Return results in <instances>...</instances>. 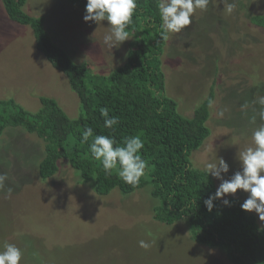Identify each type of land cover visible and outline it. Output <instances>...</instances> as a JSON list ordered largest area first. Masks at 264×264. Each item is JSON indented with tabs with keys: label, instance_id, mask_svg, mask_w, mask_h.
<instances>
[{
	"label": "rangeland",
	"instance_id": "374dc122",
	"mask_svg": "<svg viewBox=\"0 0 264 264\" xmlns=\"http://www.w3.org/2000/svg\"><path fill=\"white\" fill-rule=\"evenodd\" d=\"M209 0L180 33H169L162 55L165 94L178 111L192 117L214 84L207 126L211 134L192 151L194 168L223 158L230 166L225 179L242 170L239 154L253 146L251 134L260 119L258 98L264 96V29L250 16L264 14V0ZM25 11L44 16L56 44L75 63L86 62L94 74H109L127 60L133 36L113 48L104 43L108 22H85V8L68 0H27ZM41 96L56 99L71 120L80 100L64 72L52 66L36 47L30 26L12 21L0 0V100L15 99L28 112L42 107ZM223 111L224 115L219 113ZM255 117L256 122H252ZM45 142L23 126H8L0 136V250L5 242L22 250L21 264H234L220 248L197 242L186 220H154L159 203L151 185L123 194L118 189L97 194L94 178L80 182L67 160L47 180L39 175ZM216 189L221 183L214 178ZM8 188L12 189L8 194ZM248 194H236L243 202ZM260 227L264 222L259 220ZM150 244L141 248L139 241Z\"/></svg>",
	"mask_w": 264,
	"mask_h": 264
},
{
	"label": "trees",
	"instance_id": "16d2710c",
	"mask_svg": "<svg viewBox=\"0 0 264 264\" xmlns=\"http://www.w3.org/2000/svg\"><path fill=\"white\" fill-rule=\"evenodd\" d=\"M85 8L87 0H68ZM27 0H2L8 17L30 26L36 47L52 66L69 79L80 100V114L71 120L52 97L41 96L42 107L28 112L13 98L0 100V136L8 126H23L45 142L39 175L47 180L67 160L80 175V182L94 178V191L108 195L118 189L130 194L151 185L150 194L159 203L153 218L165 224L188 223L192 237L209 248L222 249L234 264H264V227L257 217L241 209L243 201L230 197V205L219 199L209 212L203 201L216 191V184L206 170L194 168L190 156L211 134L207 121L213 103L214 84L205 99L194 109L192 117L178 111L177 102L165 94L166 79L162 55L167 40L160 36L159 0H137V8L128 27L133 36L127 60L109 74H94L86 62L75 63L69 52L56 44L45 27L44 16L25 11ZM252 25L264 29V14L250 16ZM119 123L104 127L100 109ZM93 129V136L107 135L121 143L123 138L139 136L144 143L140 155L148 168L135 187L124 183L116 169L106 175L99 162L90 155L89 145L82 143V132ZM116 145H114L115 147ZM119 167V165H117Z\"/></svg>",
	"mask_w": 264,
	"mask_h": 264
},
{
	"label": "clouds",
	"instance_id": "9594fccd",
	"mask_svg": "<svg viewBox=\"0 0 264 264\" xmlns=\"http://www.w3.org/2000/svg\"><path fill=\"white\" fill-rule=\"evenodd\" d=\"M209 0H159L158 10L162 21L160 36L163 40L168 39L169 33H180L193 22V15L197 9L206 10ZM235 5L225 0V11L231 13ZM137 8V0H87L85 5V22L100 24L108 22L109 32L104 35V43L113 48L128 40V27ZM261 106L260 119L264 120V96L258 98ZM104 117V127L111 129L119 123L116 116L109 117L107 108L100 109ZM220 116L224 112L219 113ZM255 123V117L252 118ZM82 143L89 145L91 157L99 162L106 175H111L116 169L118 177L126 184L137 186L148 168L147 161L140 155L144 143L139 136L123 138L117 143L115 138L107 135L93 136V129L87 127L82 132ZM253 146L247 147L240 152V171L235 172L229 179L224 174L230 170L229 164L223 158L218 161L207 162L204 167L209 176L221 181L215 193L203 201L207 210L211 212L215 207L214 201L226 195L236 194L243 190L248 194L247 199L240 205L247 212H255L259 220L264 222V124H260L251 134ZM114 145H116L114 147ZM119 165V167H117ZM7 176L0 174V188L4 187ZM8 194L12 189L8 188ZM225 205L230 201L224 199ZM261 230H264L262 228ZM139 246L148 249L150 244L144 240L139 241ZM0 250V264H21L23 253L20 248L12 243L5 242Z\"/></svg>",
	"mask_w": 264,
	"mask_h": 264
},
{
	"label": "crops",
	"instance_id": "0c3cea01",
	"mask_svg": "<svg viewBox=\"0 0 264 264\" xmlns=\"http://www.w3.org/2000/svg\"><path fill=\"white\" fill-rule=\"evenodd\" d=\"M5 10V9H4Z\"/></svg>",
	"mask_w": 264,
	"mask_h": 264
}]
</instances>
